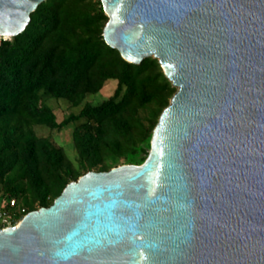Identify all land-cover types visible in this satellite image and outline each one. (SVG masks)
I'll return each instance as SVG.
<instances>
[{
  "label": "water",
  "instance_id": "obj_1",
  "mask_svg": "<svg viewBox=\"0 0 264 264\" xmlns=\"http://www.w3.org/2000/svg\"><path fill=\"white\" fill-rule=\"evenodd\" d=\"M48 0H0V36ZM104 39L177 89L141 165L0 231V264H264V0H101Z\"/></svg>",
  "mask_w": 264,
  "mask_h": 264
},
{
  "label": "trees",
  "instance_id": "obj_2",
  "mask_svg": "<svg viewBox=\"0 0 264 264\" xmlns=\"http://www.w3.org/2000/svg\"><path fill=\"white\" fill-rule=\"evenodd\" d=\"M101 0H48L19 35L0 39V209L16 199L26 213L49 207L90 171L141 165L153 131L177 89L155 58L125 61L107 45ZM111 81L100 103L87 101ZM48 99L79 108L59 121ZM36 126H73V160Z\"/></svg>",
  "mask_w": 264,
  "mask_h": 264
},
{
  "label": "rangeland",
  "instance_id": "obj_3",
  "mask_svg": "<svg viewBox=\"0 0 264 264\" xmlns=\"http://www.w3.org/2000/svg\"><path fill=\"white\" fill-rule=\"evenodd\" d=\"M115 88H116V82L111 81L103 88V90L100 93L95 94V95H89L87 98V101L91 102L92 104L100 103L104 99H107L111 95H113ZM47 103L55 109L59 121H61L64 117L68 116L71 112L79 111V108H70L69 102L65 100L48 99ZM36 131L39 136L52 135L54 140L59 145L65 148L69 156L73 160L76 159V151L72 143L73 126L64 128L61 131H51L47 127L36 126ZM4 203L5 202L2 201L1 207L4 205Z\"/></svg>",
  "mask_w": 264,
  "mask_h": 264
},
{
  "label": "built area",
  "instance_id": "obj_4",
  "mask_svg": "<svg viewBox=\"0 0 264 264\" xmlns=\"http://www.w3.org/2000/svg\"><path fill=\"white\" fill-rule=\"evenodd\" d=\"M0 39H9L0 36ZM11 210L0 209V231L5 230L8 227L18 226L23 217L27 214L24 208H19L16 199L8 201Z\"/></svg>",
  "mask_w": 264,
  "mask_h": 264
},
{
  "label": "bare ground",
  "instance_id": "obj_5",
  "mask_svg": "<svg viewBox=\"0 0 264 264\" xmlns=\"http://www.w3.org/2000/svg\"><path fill=\"white\" fill-rule=\"evenodd\" d=\"M6 38H8V37L6 36Z\"/></svg>",
  "mask_w": 264,
  "mask_h": 264
}]
</instances>
